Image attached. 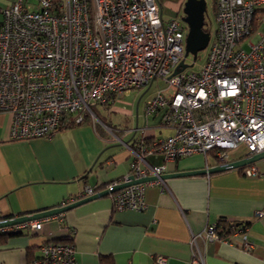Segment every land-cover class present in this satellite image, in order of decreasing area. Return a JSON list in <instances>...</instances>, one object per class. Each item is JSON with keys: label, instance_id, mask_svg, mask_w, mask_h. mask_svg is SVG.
I'll return each instance as SVG.
<instances>
[{"label": "built area", "instance_id": "2783aa9c", "mask_svg": "<svg viewBox=\"0 0 264 264\" xmlns=\"http://www.w3.org/2000/svg\"><path fill=\"white\" fill-rule=\"evenodd\" d=\"M162 3L14 0L2 8L0 111L12 117L13 140L53 137L61 127L81 123L88 114L98 120L93 110L97 103L122 100L131 89L150 87L160 78L166 83L145 101V111L151 115L164 109L162 123L171 134L146 143V127L133 129L139 141L136 147L126 144L131 171L115 183L130 181L131 175L157 179L120 189L112 195L116 209H143L146 187L164 182L165 165H153L148 154L172 161L194 154L207 157L213 150L217 165L233 160L231 154L240 147L246 156L264 152V0H215L214 37L211 32L209 53L199 69L181 68L182 61L193 59L186 55L188 26L181 16L166 19ZM245 41L248 49L243 47ZM241 173L262 175L256 163ZM99 191L86 186L68 203ZM45 220L3 230L40 229ZM237 228L229 235L233 239L215 224L194 234L192 264H203L198 237L230 240L252 250L244 229ZM241 233L242 241H236ZM41 250L36 263H77L73 242H48ZM152 264H167V257L156 255Z\"/></svg>", "mask_w": 264, "mask_h": 264}, {"label": "crops", "instance_id": "0c3cea01", "mask_svg": "<svg viewBox=\"0 0 264 264\" xmlns=\"http://www.w3.org/2000/svg\"><path fill=\"white\" fill-rule=\"evenodd\" d=\"M12 1L0 0V25L1 10ZM184 1H177V16L183 15ZM116 104L110 108L114 112L121 110ZM126 111L122 123L111 119L123 141L100 120V129L85 122L62 128L53 137L13 140L12 117L0 111V219L61 207L86 186L108 188L123 179L132 161L126 144L136 141L139 134L133 129L140 127L138 116L133 120L132 112ZM152 116L153 123L145 126L148 136L171 134L160 125L159 114ZM146 157L153 165L164 164V173L213 165L202 154L172 161L160 154ZM257 166L262 175L231 169L163 179L146 187L143 209H116L112 195L118 190L40 218H48L40 229L26 226L0 235V264H41L35 259L41 258L42 245L48 242L75 243L76 264H152L156 255L166 256L167 264H192L193 235L221 218L246 223L244 233L253 248L247 251L230 240L198 237L203 264H264V214L259 215L264 210V164ZM244 233L236 241H242Z\"/></svg>", "mask_w": 264, "mask_h": 264}, {"label": "water", "instance_id": "95a60500", "mask_svg": "<svg viewBox=\"0 0 264 264\" xmlns=\"http://www.w3.org/2000/svg\"><path fill=\"white\" fill-rule=\"evenodd\" d=\"M207 10L206 0H185L183 3V17L182 20L187 24L188 31L186 35V55L191 54L193 59L198 58V53L208 46L210 40V32L204 30L205 25V13ZM193 64H188L184 61L180 63L181 68H186ZM264 159V152L246 156L240 159L232 160L229 162L205 166L198 169H188L181 170L177 172L163 173L161 174L162 179H168L170 177H180V176H192V175H202V174H213L226 170L237 169L241 166H245L251 163H256L257 161ZM157 179L155 175H147L141 178H134L133 175L130 176V181L114 183L110 187L96 192L92 195L86 196L84 198L78 199L74 202L66 204L61 207H53L51 209L41 210L35 213L8 217L0 219V228L24 223L29 220L40 219L50 215H55L61 212H65L71 208H74L82 203L88 202L100 196L108 195L109 193L118 191L122 188L130 186L139 182H147Z\"/></svg>", "mask_w": 264, "mask_h": 264}, {"label": "rangeland", "instance_id": "374dc122", "mask_svg": "<svg viewBox=\"0 0 264 264\" xmlns=\"http://www.w3.org/2000/svg\"><path fill=\"white\" fill-rule=\"evenodd\" d=\"M178 0H163L162 3V8L164 12V17L166 19L169 18H174L177 16L178 12L176 10V4ZM207 1V10H206V19L208 21H211V28H212V33L211 36L212 38L214 37V28H215V20H214V12H213V0H206ZM186 25V24H185ZM264 30V27H263ZM243 47L245 49H248L249 46L247 42L245 41L243 44ZM209 53V47L207 46L205 49L201 50L198 53V58L196 59L195 62H193V59H188V64H193L190 65L191 69H199L201 65L206 61L207 55ZM193 58V57H192ZM166 83L160 78L157 79L150 87L145 86V87H136L131 89L127 94L124 96L122 100L117 101L116 106L121 108L120 111L114 112L113 110H108L105 107L107 105L97 103L93 106V108L96 109L97 112H100L101 114L106 113L110 119H113L115 123H122L123 120L125 119V114L128 113L126 110H130L132 112V116L130 118L133 120L136 119L138 120V124L140 127L149 125L150 123H153V116L152 115H147L145 111V101L152 97L156 91L159 88L165 87ZM94 109V110H95ZM127 112V113H125ZM149 116V117H148ZM148 119V120H147ZM111 132V130H110ZM167 130L165 131V133ZM123 138H126L127 135L124 134L122 135ZM241 149V147H240ZM257 164L263 165L264 164V159H261L257 161Z\"/></svg>", "mask_w": 264, "mask_h": 264}, {"label": "trees", "instance_id": "16d2710c", "mask_svg": "<svg viewBox=\"0 0 264 264\" xmlns=\"http://www.w3.org/2000/svg\"><path fill=\"white\" fill-rule=\"evenodd\" d=\"M259 11H263V9H260ZM213 12H215V0H213ZM1 13H2V10H1ZM203 28H204V30H206V31H208L210 33L212 31L211 21H208L206 19V13H205V25H204ZM116 102L117 101H114V102L113 101H107L106 103H100V104L107 105V107H105V108L108 109V110H110V108L113 107V105H115ZM94 109L95 108H93V110ZM163 111H164V109H159L154 114H151V115H158L159 114V116H160V121L159 122H160V125H162V126H164L163 123H162L163 122L162 121ZM94 112H95L96 116L98 117V120H94V118L90 114H88L87 116H85L84 120L81 123H76L74 121H71L70 123L66 124L63 128L72 127V126H75V125H81V124H83L85 122L86 123L87 122H91V123H95L96 126L98 125L97 128L100 129V125L102 127V123H103L104 125H106L109 128L108 130H111V133H113V134H115V136H117L118 135V130H117L118 128H117V126L114 123H112V120L110 119V117L106 113L101 114L100 112H97L96 109L94 110ZM99 120L102 123L99 122ZM61 129H62V127L59 129V131ZM146 133L144 134L143 139H145V142L146 143H152V141L156 137L155 136H148ZM138 141H139V136L136 137V141H135V138H134V142L132 144H130V145L136 147L137 144H138ZM150 155H154V154H150ZM231 156H232L233 159L243 158L244 156H246V151H245L244 148H241L238 151H235L233 154H231ZM206 159H207V161L208 160H212L213 163L219 162V160L215 157L213 150L212 151H209V156H207ZM256 164H257V162H256ZM245 166L239 167L238 170L242 171ZM130 171H131V169H130ZM106 187H107L106 185H100L98 187L96 186L95 188L97 190H99V189H103V188H106ZM239 225H240V227H242L243 229H245V227H246L247 224L246 223H243V222H233V221L227 220L226 218H221L219 220V222H217V228L222 231L221 232L222 234H227V233L232 232ZM11 233L12 232L9 233L8 231H5V232L3 231V232L0 233V235L5 236V235L11 234Z\"/></svg>", "mask_w": 264, "mask_h": 264}, {"label": "clouds", "instance_id": "9594fccd", "mask_svg": "<svg viewBox=\"0 0 264 264\" xmlns=\"http://www.w3.org/2000/svg\"><path fill=\"white\" fill-rule=\"evenodd\" d=\"M183 15H184V13H183ZM183 15L181 16V17H183ZM244 157H246V156H244ZM240 159V158H239ZM233 160H236V159H233ZM232 161V160H231ZM252 164V163H251ZM249 165V164H248ZM247 166V165H246ZM238 169V168H237Z\"/></svg>", "mask_w": 264, "mask_h": 264}]
</instances>
